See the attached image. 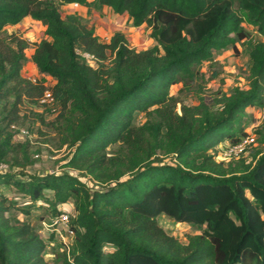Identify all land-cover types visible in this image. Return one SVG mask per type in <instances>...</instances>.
<instances>
[{
  "label": "trees",
  "instance_id": "16d2710c",
  "mask_svg": "<svg viewBox=\"0 0 264 264\" xmlns=\"http://www.w3.org/2000/svg\"><path fill=\"white\" fill-rule=\"evenodd\" d=\"M70 4L127 14L156 44L139 51L121 31L104 43L80 16H63ZM28 17L45 27L32 59L55 81L59 132L72 151L58 172L42 174L27 170L26 152L22 162L11 154L9 130L23 120L24 100L40 106L47 88L25 79L24 43L0 47V162L15 168L0 173V264H264V150L250 161L215 160L219 145L247 135V110L264 108V0H0V33ZM246 24L263 38L250 50L247 86L199 95L197 106L177 113L173 88L201 81L215 52L238 51L250 36ZM255 134L264 148V124ZM69 203L74 236L52 263L47 244L56 233L47 243L28 218L47 207L40 223L48 215L50 223ZM161 216L204 229L183 243L159 225Z\"/></svg>",
  "mask_w": 264,
  "mask_h": 264
},
{
  "label": "rangeland",
  "instance_id": "374dc122",
  "mask_svg": "<svg viewBox=\"0 0 264 264\" xmlns=\"http://www.w3.org/2000/svg\"><path fill=\"white\" fill-rule=\"evenodd\" d=\"M62 13L63 16H66L65 12ZM82 19L84 24L89 26L92 17H83ZM94 19L102 22L105 17L103 14H99ZM119 20L118 26L126 31L128 41L132 48L141 51L149 49L156 44L151 39V30L146 25L135 29L130 23V20H128V16H125L124 19L120 17ZM244 27L250 36L248 39L238 42V51L228 49L215 52L214 58L204 62L200 68V73L203 75L201 81H195L189 87L180 84L173 88L172 97L180 101L177 106V113H181V104L197 106L199 103V95L209 99L217 97L220 93L230 94L236 86H247V77L251 66L249 53L254 44L257 41L263 40V38L259 35L254 26L246 24ZM45 38L44 25L28 17L19 25L7 27L0 33V47L8 50H16L18 42L24 43L26 46L25 55L27 57L24 63L26 73L28 72L34 74L36 77H40V73L34 66L32 57L38 44ZM43 83L48 87H53L55 81L45 76V78H43ZM247 113L249 127L246 129V133H255L256 130L264 124V108H250L247 110ZM21 116L24 117L21 123L11 127L9 130L15 132L13 140L15 149L11 154L22 162L23 153L26 152L31 161L27 167L30 173L42 174L58 172L66 162L65 159L72 151L69 144L64 143L63 134L59 132L65 127L64 121L60 122L57 114L47 112L40 106L32 105L28 103L27 100H24L21 106ZM40 116L44 117V121L40 120ZM144 121L145 116L140 115L135 125L141 126ZM117 147H114V149ZM263 150V146L258 143L257 146L250 151L249 155H246V158L250 161L251 153L262 152ZM109 152V155L112 156L114 150ZM162 155L163 153L159 154L164 161L170 160V157L165 158ZM8 163L12 164V161ZM2 191L10 199L17 201L19 205H23L27 202V200L11 188H3ZM46 193L52 196V192L48 191ZM61 209L69 214H75V208L72 203L62 206ZM47 212V207L45 209H38L32 213L28 221L38 230L41 238L48 243L50 242L49 233L51 231L47 230L46 226L40 223L41 217L46 215ZM10 214L20 221L27 220L25 216L16 211H12ZM49 219V215L44 218L46 223H48ZM159 225L171 235L178 237L183 243H188V238L191 236L201 235L204 229L203 227L178 224L165 216L159 218ZM61 238H63V240ZM71 241L72 238L68 239L64 233H62V237L60 234H56L54 241H52L51 244H47V261L52 263L56 262L58 255L65 250V243H70Z\"/></svg>",
  "mask_w": 264,
  "mask_h": 264
},
{
  "label": "built area",
  "instance_id": "2783aa9c",
  "mask_svg": "<svg viewBox=\"0 0 264 264\" xmlns=\"http://www.w3.org/2000/svg\"><path fill=\"white\" fill-rule=\"evenodd\" d=\"M75 7H78V4H74ZM80 54V53H79ZM83 58H85L88 62H93L94 58L93 56L89 54H81ZM35 66V64H34ZM23 75L25 79H27L29 82H31L34 85L42 84L44 85L47 90L44 92L43 96L39 99V105L43 109H47L52 114H57L58 109L56 107V101L52 92V87H48L46 84L43 83V78L49 77L47 75L41 74L40 77H36L34 74L26 73L25 67L23 70ZM51 78V77H49ZM52 79V78H51ZM53 80V79H52ZM14 127V126H13ZM258 138L255 133H247L245 137H243L238 143L232 144V143H223L219 145L216 149V156L215 160L218 163H224L228 164L229 162L233 160H239L242 157H246V155H249L250 151L257 146ZM15 171V168L11 165L0 162V173L5 172H13ZM57 172V171H56ZM54 173V172H53ZM47 230L60 234L62 237V233L66 235V237L73 238L74 233L70 229V215L66 211L56 220L51 221L50 223H43ZM63 240V238H61ZM69 243H65V245H68Z\"/></svg>",
  "mask_w": 264,
  "mask_h": 264
},
{
  "label": "crops",
  "instance_id": "0c3cea01",
  "mask_svg": "<svg viewBox=\"0 0 264 264\" xmlns=\"http://www.w3.org/2000/svg\"><path fill=\"white\" fill-rule=\"evenodd\" d=\"M108 8L109 7L106 6L99 7L97 5H94L92 7H84V6L75 7L74 4H70V5L62 6L60 10L62 12H65L66 15H78L81 18L83 17L86 18L91 16L92 20L88 27H94L96 31V35L101 39V41H103L104 43H108L112 38V36L114 35V33L117 31H121L126 35V31L122 27H119L118 23L120 22L119 20L120 17L124 19L125 16H128L127 14L118 15L111 8L110 9ZM99 14L104 15L105 17L104 21L102 20V22H99L94 19ZM128 20H130V23L132 24V19L129 16H128ZM126 37L128 39V35H126Z\"/></svg>",
  "mask_w": 264,
  "mask_h": 264
}]
</instances>
